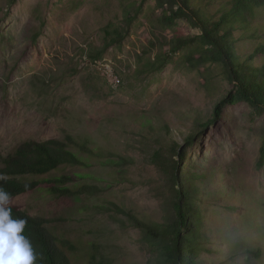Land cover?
<instances>
[{
    "label": "rangeland",
    "instance_id": "374dc122",
    "mask_svg": "<svg viewBox=\"0 0 264 264\" xmlns=\"http://www.w3.org/2000/svg\"><path fill=\"white\" fill-rule=\"evenodd\" d=\"M137 1L16 0L8 7L7 0H0V178L2 158L19 144L67 135L103 156L116 153L134 163L119 176L91 157L88 167L63 170L98 187L99 194L90 200L36 190L7 206L51 220L49 230L69 238L76 249L90 239L101 243L113 253L112 264H159L137 228L86 205L112 201L162 222L169 192L164 173L149 157L167 148L169 140L166 136L158 144L154 138L167 133L184 146L182 139L192 133L195 143L185 147L178 175L206 174L195 207L202 206L200 231L216 253H201V264L251 261V241L264 247V114L243 102L226 105L215 124L194 132L195 123L181 116L195 110L209 118L232 86L208 56L186 62L192 48L172 55L160 72L139 75L138 58L144 53L153 58L174 37L198 36L200 31L184 19L172 27L165 19L160 24L169 14L165 0H146L141 9L124 12V2ZM107 23L126 28V38L92 62L88 54L102 46ZM167 50L164 46L162 51Z\"/></svg>",
    "mask_w": 264,
    "mask_h": 264
},
{
    "label": "trees",
    "instance_id": "16d2710c",
    "mask_svg": "<svg viewBox=\"0 0 264 264\" xmlns=\"http://www.w3.org/2000/svg\"><path fill=\"white\" fill-rule=\"evenodd\" d=\"M144 1L146 0H138L132 4L124 2L123 10L127 12L131 8L141 9ZM15 2L16 0H7V6L11 7ZM165 2L168 4L169 14L158 21L160 24L165 19L168 22H164L167 27H172L177 19H184L197 28L200 34L193 37H174L159 46V52L153 58L149 53H144V57L138 58L137 73L141 75L160 72L170 63L172 55L192 48L191 52L184 56L186 62H196L197 59H207L208 56L224 69L232 86V90L227 91L226 95L214 104L209 118L201 117L195 110L181 116L195 123L194 132L204 131L215 124L226 105L243 102L264 114V0ZM126 35V28L107 23L103 28L102 46L94 47L88 54L91 61L101 60L108 48L121 46ZM164 46H168V53L162 51ZM196 55H199L197 59L194 58ZM162 128L168 131V127ZM166 136L169 140L168 147H160L149 157L164 173L166 190L169 192L165 204L166 215L162 222L137 216L112 201L107 204H87L86 209L114 213L121 217V223L137 228L159 264H201V253L215 252L206 245L211 243L210 238L200 231L202 206L199 204L195 207L199 183L206 174L188 172L189 176L185 179L178 175V167L184 165L185 147L192 146L196 136L192 133L185 136L182 139L184 146H179V142L167 133L161 137L156 135L154 139L159 144L161 140H166ZM95 149L68 135L63 140L23 142L11 154L2 158L0 188L9 193L10 200L36 190H45L49 195L58 198L84 196L90 200L92 196L99 194L98 187L85 183V176H69L62 173L63 170L88 167L89 157L99 161L102 166L109 167L112 176L121 175L125 166L134 164L130 157L116 153L103 156ZM76 151L87 154L88 158L77 156ZM261 153L263 157L264 147L261 148ZM38 177L47 179L35 180ZM28 178L34 180L28 181ZM9 208L14 219L27 221L23 234L32 244L36 254L35 264H112L113 253L105 251L101 243L90 239L83 247L76 249L69 238L49 230L48 224L51 220L30 216L17 206ZM251 242L253 259L243 264H264V247Z\"/></svg>",
    "mask_w": 264,
    "mask_h": 264
},
{
    "label": "clouds",
    "instance_id": "9594fccd",
    "mask_svg": "<svg viewBox=\"0 0 264 264\" xmlns=\"http://www.w3.org/2000/svg\"><path fill=\"white\" fill-rule=\"evenodd\" d=\"M9 200V193L0 188V264H35L36 254L23 234L27 221L12 217Z\"/></svg>",
    "mask_w": 264,
    "mask_h": 264
}]
</instances>
